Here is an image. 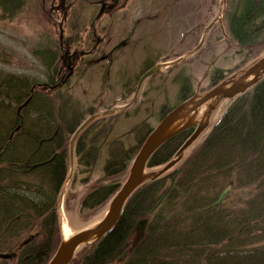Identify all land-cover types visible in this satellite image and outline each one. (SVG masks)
Returning a JSON list of instances; mask_svg holds the SVG:
<instances>
[{
    "label": "trees",
    "instance_id": "trees-1",
    "mask_svg": "<svg viewBox=\"0 0 264 264\" xmlns=\"http://www.w3.org/2000/svg\"><path fill=\"white\" fill-rule=\"evenodd\" d=\"M19 3V0H0V19H13L22 14L27 7H19ZM227 18L229 31L236 32L241 47H246L254 54L264 48L261 40L264 38V0H240L234 12ZM31 52L38 60L46 64L41 46L32 49ZM14 79L15 77L3 76L0 73L2 95L6 102L9 101L13 105L0 108L1 118L3 116L10 118L2 131L5 137H0V151L4 150L0 154V165L6 164L11 167L13 164L17 165L18 157L24 155L25 160L31 158L32 148L29 150L26 146L33 144L36 147V141L46 142L44 139L48 137L45 134L47 128L45 120L41 121L38 118L39 121L29 123L28 118L25 119L28 116L27 109L23 108L21 112L23 122L20 130L34 137L33 139L24 138L23 140H26L23 141L25 143L23 147L15 144L19 136L15 135L8 140L9 132L20 123V116L16 115L19 101L27 97L26 88L20 83V79L17 84L11 85L10 82H14ZM15 88L16 92H14ZM252 89L249 95L246 92L245 96L242 95L229 102L230 105L215 122L212 131L205 139L200 153L190 158L173 182L175 186L173 188L176 189L183 177L182 172H189L193 175V185L186 189L185 193L196 194L195 207L190 202L185 205L178 203L179 206H168L169 200H165L156 212L157 216L162 215L158 219L159 231H156V237L151 234L152 229L150 231L147 229L145 237L143 235L145 239L142 240L147 246H144V243L141 247L136 245L132 256L130 254L131 259L128 264H264V79L256 83ZM40 96L32 95L31 98L34 100ZM3 123V119H0V124ZM0 128L2 129V126ZM191 131V128L183 130L158 147L149 158L148 164L154 166L168 162L179 145L189 137ZM15 147L19 148L14 149ZM138 147L139 145L137 149ZM226 166H230V169L220 173L219 169ZM11 170V168L8 171L0 168L2 173L0 185L1 179L8 182L7 187L3 186L2 193H0L2 197L0 200L4 201V203L0 201V233L4 231V234H10L8 233L10 228H14V231L23 229L24 211H34L41 204L52 201L51 196L45 199L42 197L39 200L41 195L38 191H34L33 185L27 190L26 198L19 197L21 189L15 190L10 187L8 190L11 181H20L21 184L28 185L27 181H22L21 176L26 177L32 174L23 172L19 177H16L17 175L10 177ZM28 177L32 180L36 178L33 175ZM214 177H227V179L218 181L214 180ZM213 180L215 182L212 184ZM163 181L164 176H161L150 180L147 185L139 186L123 207L114 228L93 247V250L87 254L89 256L79 264H104L105 261L114 263L117 252H120L128 241L133 227L132 222L139 216L133 214V204L141 195L143 197L141 202L148 203L145 196L151 189H157L156 195L161 189H165ZM54 184L52 194L56 193L58 186V183ZM227 187V195L223 201L203 214V208L215 201L220 191ZM193 191L195 193H192ZM6 192L11 195L12 199L5 197L3 193ZM159 196L157 195L148 206L144 215H150V210ZM188 205H191L189 218L184 219L183 226L178 227L177 222L171 219L177 214L187 213L188 210L182 208L186 209ZM231 207L235 209L237 215L231 211ZM11 215H14V220L6 226L4 222L8 220L9 223ZM205 215L208 217L204 219ZM127 217H132V219L126 222ZM172 223L174 225H171ZM55 233L57 235V232ZM30 247L27 245L20 250V257L24 260L21 264H41L39 257L45 254V248L32 249L24 258V251ZM46 261L48 262V259Z\"/></svg>",
    "mask_w": 264,
    "mask_h": 264
},
{
    "label": "flooded vegetation",
    "instance_id": "flooded-vegetation-1",
    "mask_svg": "<svg viewBox=\"0 0 264 264\" xmlns=\"http://www.w3.org/2000/svg\"><path fill=\"white\" fill-rule=\"evenodd\" d=\"M156 1L158 2V0H94L93 3L99 7L95 13L90 14L88 27L80 31L77 40L72 38L61 45L60 52L55 50L57 63L51 68L46 66L47 76L44 83L57 87L44 90V95L34 98L33 101L53 103L57 112L63 115V117L55 115L45 121L47 124L45 134L48 137L44 141L49 143L51 159L44 163L43 158H40V162L45 166L44 176L58 183V186L64 181L67 165L72 166V172L74 166H79L76 174H89L100 164L103 168L109 164L110 172L107 173L115 174L111 182L119 181L110 184L114 185L113 188H118L123 174V171H120V151H124L126 167L127 161L135 152L137 135L143 140L145 135L156 127L166 111L177 106L179 101L193 96L194 93L186 90L184 85L181 86L182 89L174 86L176 78L185 77L184 68L175 69L174 63H169L168 59L172 57L176 59V55L186 60L193 57L204 38L193 49H188L186 43L195 40L202 28L204 36L207 33L210 35V31L215 35L222 33L223 21L220 17L213 18L205 30L204 18L209 9L205 12L204 5L212 6L216 0H205V4L204 0H188L193 4H185L180 9L183 20L174 22V27L168 29L171 36L166 37L157 33L160 30L155 22L157 13L152 12ZM113 22L121 25L118 39L111 32L114 30L110 26ZM229 42L233 45L238 44L236 32L231 34ZM46 63L48 64L47 61ZM150 71L153 72L138 86V81ZM167 80L169 90L167 86H163ZM83 82L87 86L86 89L85 86L82 87ZM77 88H81L79 98L65 92L69 89L71 94H75ZM176 96L177 102L169 106L168 104L173 102L170 101ZM74 103L77 105L73 108ZM98 107H102V110L96 111ZM80 108L85 111V115L89 114L87 119L89 117L94 119L73 138L76 128L87 120L82 119L73 126L78 112L80 114ZM67 111L71 113L70 117H67ZM116 113L120 115L114 119ZM34 120L38 121L35 118ZM60 136L63 138L60 139ZM112 159L115 165L112 163L111 166L108 160ZM17 167L23 168L24 172L31 171L30 164H26L24 158H20ZM105 172L104 169L103 173ZM98 188L91 187L82 197L81 208L90 209L107 200L106 195H102L101 198L93 195ZM27 245L28 243L20 247L13 245L8 251L19 252L18 249ZM22 261L24 260L17 258L15 253L9 259L0 260V264H21Z\"/></svg>",
    "mask_w": 264,
    "mask_h": 264
},
{
    "label": "rangeland",
    "instance_id": "rangeland-1",
    "mask_svg": "<svg viewBox=\"0 0 264 264\" xmlns=\"http://www.w3.org/2000/svg\"><path fill=\"white\" fill-rule=\"evenodd\" d=\"M173 1L174 0H158V2L156 1L152 10L153 13H157L155 22L157 24V28L160 29L157 33L162 37L171 36L168 32V29L174 27V22H181L183 20V18H181L182 11L180 9L185 4H193L188 0H177L175 2ZM238 2L239 0H227L224 3V0H216L212 6H208V4L206 6L204 5L205 12H207V10L209 9L208 14L206 13L204 18L205 30L213 18L215 19L221 16L220 18L223 21L221 23L222 33H218V35H215L214 32L210 31V35H208L207 33V35L204 36L205 33L202 28L199 30V34L195 40H191L186 43V47L188 49H193L195 46H198L199 41L204 38L202 43H200L201 46L198 48L196 54L193 55V57L186 60L183 59V57L180 58L177 57L178 55H176V59H174L173 57L168 59L170 60L169 63H174L175 69L184 68L183 72L185 74V77L181 79L176 78L173 83L174 86H178L180 87V89H182L181 86L184 85L186 87V90L190 91V93L196 92V90L205 91L212 85L220 82L222 79H225L229 76L238 75L251 63H254L255 60L264 55V48L254 54L246 47H241L238 44L233 45V43L231 44L229 42V39H231V35L230 32H228L226 14L228 12L231 13L232 11H234ZM24 7H27V9L18 17L13 19H0V73L3 76L10 73H21L20 75H24L26 77L39 74V70L42 68L41 61L33 55L31 50L38 46L50 47L55 44L56 51L60 52V48L58 47L60 25L62 26V28H64V44L67 40H70L72 38L74 40H77L76 37L80 35V31H83V29L88 27V19L91 16L90 14L95 13L99 5L95 3H93V5L91 3L89 4L86 0H29V2L25 4ZM223 14L224 16H222ZM169 24H173V26H170ZM110 26L114 28V30H111L114 37L118 39L121 32V25H119L118 22H113ZM75 27H78L79 29H75ZM164 33L166 34L163 35ZM175 37L177 36L175 35ZM261 40L264 43V38ZM55 45L51 48L53 49ZM164 60L167 59L164 58ZM263 79L264 76L260 80ZM86 80L87 78H85V81ZM82 84V87L84 88L85 86L84 89H86L87 86L84 84V82ZM163 86L168 87L169 80L165 81V84H163ZM167 89L169 90V87ZM252 90L253 89L250 88L245 91V93L247 92L246 94L249 95ZM65 92L68 93V95H75V98H79L81 88L75 89V94H71V90L69 89L65 90ZM244 94H240L238 96H235L234 98L241 97ZM181 96L182 95H180V100ZM170 102L172 103L168 104L169 106L176 103L177 96ZM229 102L230 101H228L227 99H223V101L219 105L217 104L218 106L214 108L212 112H210V125L208 126V128H206L202 132L200 137L195 140L191 144V146L188 147V149L183 153L180 163L169 169V172L164 175L163 183L165 187L169 185V177L171 175L180 172L182 168H185L186 163H188L191 157L193 158L200 153L205 139L212 131L215 122L224 114L227 106L230 105ZM212 104H215V102L203 105L201 110L198 112L199 114L196 119H200L201 112H203L204 108L210 109V106ZM75 105L77 104L74 103L72 107L74 108ZM14 107L16 108V106ZM82 107L83 109L86 108L85 106H83V104ZM83 109L80 108V114L78 112L77 119L74 122L73 126L82 119H87V116L89 114L85 115V111H83ZM101 110L102 107H98L96 109V111ZM26 114H28V112ZM66 115L67 117H70L71 113H67ZM119 115L120 113L114 114V119L118 118ZM125 129L126 127H124L123 130ZM0 137H5V133L0 131ZM19 138L22 140V137H17V139ZM137 138L138 139L136 145H138L142 140L141 137H138V135ZM16 145L18 146V144ZM16 148L18 149L19 147H15L14 149ZM3 151L4 150H1L0 152ZM24 157L25 156L23 155L20 158ZM20 158L18 157L17 160H20ZM40 158H42V156L36 159ZM130 160L131 159H129V162ZM32 161L33 158H29L25 160V163L31 164ZM0 167L4 168L6 171H8L9 168L13 169L9 173L10 177L16 176L14 172L16 170L15 168L7 166L6 164H2ZM78 167L79 166L77 165L74 166V171L72 172V166H66L64 181L61 183L59 187L60 189L56 192V194L52 195H49L50 193H52V191L50 190L52 188L48 189L51 184L44 176L45 169L42 171L41 169H37L33 172L28 171L29 173H32L28 176L33 175L34 177H36L33 180L28 176L26 177L29 180L26 179V177L21 176L22 181L25 180L28 183L31 182L32 184H34V191H38V193H40L41 195L39 197V200L42 199V197L45 199V197L51 196L52 201L44 205H40L39 207H37V209H34V211H24L25 214L23 216L25 224L23 229L14 231L10 228L9 233L11 234L13 232L15 234V237L5 240L6 243H13L16 241L22 242L24 238H28L30 235L34 234L35 239L32 240V244L38 242L45 248V254L39 257V261H41L40 263L45 264V262H47L46 259H49V257H51L54 250L58 247L59 241L64 237L63 233H61L60 227L63 221L68 223L72 234L77 233L82 228L91 227L94 223L99 221V219L107 209L108 200H105L102 202V204L91 207L90 209L81 208L80 201L83 199L82 197L90 191L91 187H100L102 186L101 184H113L119 181L114 180L113 182H108L105 174H103L102 164L97 166L94 172L93 170H91L89 174H76L75 172L79 169ZM159 167H161V164H159V166L157 167L148 169L157 170ZM23 168L25 167L23 166ZM1 175L2 173L0 172V177ZM124 177L125 173L122 174L121 181L124 180ZM226 179L227 177L221 178V181H226ZM1 180L2 181L0 186L3 187L5 185L3 181L6 180ZM214 180L212 184L215 182ZM113 186L114 185H112V187ZM62 203L64 211L60 210V205ZM49 207L50 209H48ZM38 213H41V215L39 216ZM140 217L149 218V216L144 215V213ZM157 217H162V215ZM171 220L174 221L175 217H173ZM151 221L152 218L148 223V227L146 228V230L149 229L150 231L152 229L151 234L156 237V231H159L158 224L154 225L151 223ZM4 223L7 226L8 220ZM40 224L45 226L48 225L49 231L46 235L42 234V232L38 229ZM171 225H174V223H172ZM37 230V233H39L38 235L36 234ZM55 232H57V235ZM132 237L133 236H131L130 238L132 239ZM89 246L90 247H86L85 245L81 246L75 253V257L73 260H71L70 264H76L77 261L79 264L80 262H82V260L88 257L89 255L87 254H89L93 250L95 243ZM128 257H130V255ZM111 264L126 263H120L117 258L116 261Z\"/></svg>",
    "mask_w": 264,
    "mask_h": 264
},
{
    "label": "bare ground",
    "instance_id": "bare-ground-1",
    "mask_svg": "<svg viewBox=\"0 0 264 264\" xmlns=\"http://www.w3.org/2000/svg\"><path fill=\"white\" fill-rule=\"evenodd\" d=\"M19 1H20L19 7L20 6L21 7L22 6L24 7L25 4H27L29 2V0H19ZM236 39H237V43L240 44L239 43V40H238V37H237V34H236ZM41 49H42V52H43V56L45 57V63L47 61L48 64L47 63L44 64L43 62H41L42 68L39 70V74H37V75L34 74L35 76H28V77H26L24 75H20L21 73H17L18 76L14 75L13 73H10V76L12 78L13 77H17V78L14 79V82H10L11 85L17 84L18 79H20L21 80L20 83H22L23 86L26 88L27 97H26V99L24 98L23 101H19V104L18 105L21 106V108L27 109L26 110L28 112V119H27V121H29V123L30 122L32 123V121H35L34 118L36 120H38V118H39V119H41V121L42 120L48 121V120H50L55 115L61 116L57 112L56 108H54L53 103L52 104L49 103V102L36 103L35 101H33V98H31L32 95H39V96L41 95V96H43L44 95L43 94L44 90H52V88L57 87L56 85H51L50 86V85L44 83L45 76H47V74L45 73L46 66H50V68H51V67H53L57 63L56 62V51H52V50H50L46 46L41 47ZM0 71H1V69H0ZM14 92H16V88L14 89ZM53 94L56 95L55 92H53ZM27 100H28V103L25 105L24 102L27 101ZM8 103H9V101L6 102V99H5V97H3L2 92H1V88H0V108H3L4 106H7V105L8 106H13L12 104L9 105ZM67 112L70 113L69 111H67ZM51 113H52V115L50 116ZM33 114H35L36 116L34 117ZM1 116H0V119H3L4 123L3 124H0V126H2V129L0 128V131H3L4 127H6L7 126V123L10 121V118L9 117H5L4 118V116L1 118ZM61 117H63V116H61ZM82 129L83 128L77 127L76 128V132H75L73 138H75L76 135L79 132L82 131ZM9 133H10V135L8 137V140H11L15 135L22 137V140L20 138L15 140V143L18 144L19 147L25 144L23 141H25L27 138H32L33 139V137H34L32 134L30 135L27 132H22L20 130V128H17V127H14ZM24 138H26V139L23 140ZM61 138H63V136H60V139ZM71 141H73V140L71 139ZM36 143H37L36 147H34L33 144L31 146H26V148L29 149V150L32 148L30 150V152H31L30 153L31 158H33L31 172H33V171H35L37 169H41V171L44 170V168H45L44 163L49 162L50 159H51V157H50V150H49V147H48L49 146V143L47 141L46 142H42L43 144H40L37 141H36ZM37 149H38V152L36 153V150ZM40 154H41V156L43 158L42 160H44V163H41L40 162L41 159H36V158L40 157ZM119 158H120V162H121L120 163V168H121L120 171H123V169L125 167V163H126L124 161V151L123 152L120 151ZM108 162L111 163V166H112V163L115 165V162H113V159L112 160H108ZM12 167L16 169L14 171L15 172V175H17L16 177H19V176H21L23 174L24 171L22 170V168L20 169L19 167H17L16 164H13ZM108 167H109V164H107L106 166H104V168L102 167V171H104V169L106 170L105 177L107 178L108 182H111V179H112V177L113 178L115 177V174L113 172L110 173V174H108L107 172H110ZM229 168H230V166H226V167L220 168L219 169V172L220 173H224L227 170H229ZM182 173H183V177H181L180 184H179V186L176 189L173 188L175 186H173L174 184H172L170 187H166L165 189L163 188V189H161L159 191V193L157 194L158 196L160 195L159 196V199L154 204V207L150 210V215H148L149 218H147V217H140L141 216L140 214H143L144 212H146V210L148 209V206L156 198V196H157L156 195L157 189L156 188L151 189L149 191L148 195L145 196V198H147V202L148 203H146V202L142 203L141 202V200L143 198L142 195L137 198L136 203H134L133 206H132L133 207L132 208L133 209V214H138L139 215L137 217V219L136 220L134 219V221L132 222V224L134 225L135 228H139L140 227V225H139L140 221H144L143 226H142V224H141V226L144 229H146L148 227V223L150 222L151 218H152V221H151L152 224H154V225L158 224L157 221H158L159 217L156 216V212L158 211V207H161V205L164 203L165 200H169L168 201V204H167L168 206H171V205H174V206L185 205L187 202H190L191 205H193V207H195L194 204H195V196H196V194H193L192 195V194L185 193V190L188 189V188H190V186L193 185L192 183L194 181V177L189 172H182ZM221 178H223V177H217L215 179L218 180V181H220ZM175 179H176V177L173 178V182L175 181ZM48 181L51 184L50 187L48 186L49 187L48 189L52 188L50 190L53 193V189H54L53 186L56 185V184H54V182L51 179L48 180ZM4 184H5L4 186L7 187L6 185L8 184V182L4 181ZM32 185L34 186V184H32L31 182H29V184L25 186V185L21 184L20 181H16V182H14V181L12 182L11 181V183H10V185L8 187V190H9L10 187L11 188L13 187V189H15V190H17V188L18 189H21L20 190L19 197H21V198L22 197H25L26 198L27 197V190L30 189V187ZM101 185L102 186L99 187L97 189V191L95 193H93V195H95V196H97L99 198H101L102 195H106L107 198H108V196L113 191L112 185H110V183L101 184ZM181 188L184 189V190H182ZM1 190H3L2 187H0V193H2ZM225 192L226 193L223 194L221 200L216 204V206L219 205L220 202H222L223 199L226 197L227 190ZM52 193H50L49 195H52ZM192 193H195V192L193 191ZM222 193L223 192L220 191V193H219L218 197L216 198V200L219 198V196ZM3 194L5 195V197H8L9 199H12V198H10L11 195H9L8 192L3 193ZM0 198H2V197H0ZM0 201H2L4 203L3 200H0ZM215 201H213L209 205L205 206V208H203V210H202L203 211L202 213L205 214L207 211L215 208L216 206H211ZM178 203H180V204L178 205ZM5 205L8 208H10V206H8L7 204H5ZM41 205H43V204H41ZM191 205H188V208H186V209L185 208H182L184 210H188L187 213L177 214V215L174 216L175 217V220H176V222L178 223L179 226L180 225L183 226L184 221H185L184 219H188L189 218V214H190V210L189 209L191 208ZM123 209L124 208L121 209L120 214H119V217H120ZM231 211L234 214L237 215V212L235 211V209L233 207H231ZM206 217H208V216L205 215L204 216V219ZM131 219H132V217H127L126 218V222L130 221ZM13 220H14V215L9 218L8 225H10ZM142 227H141V230H142ZM11 229L14 230V228H11ZM38 229L44 235H46L47 232L49 231L48 225L45 226V225L40 224ZM61 233H63V236H64L65 239H69V237L72 236L71 235L72 233L70 231V228L68 227V225L66 224V222H63V224L61 226ZM3 235H6V236L4 237ZM3 237L5 239H3ZM13 237H15V235H14L13 232L11 234H4V231H3V233L2 232L0 233V255H2V254L6 255V256H2V257L0 256V260H2V259H9L15 253L17 254V258H21L20 257V253L17 250L14 249L15 252L14 251L13 252L8 251V248H10V246L15 245L17 247H20L21 245H24V243H25V242L24 243L23 242H17V243H15V242L11 243L10 242V243H6L5 240H8L10 238L12 239ZM143 239L144 238L142 237V238L138 239V241L131 242V244L129 246L127 245V247L121 248L120 249V252H117V254H116L117 256L115 257V261L118 258V260L120 261V263L124 262V263L128 264L130 262V259H131V257H128V256L130 254L132 256L133 250L136 248V245L138 247H141L143 245V243H144V241H142ZM28 246H31V247L29 249L26 248V250L24 251V254H23V257L24 258L28 255V253L32 249H42L43 248V245H41L38 242H35L34 244H32V243L29 242L28 243ZM144 246H147V245H145V243H144ZM104 264H111V262L105 261Z\"/></svg>",
    "mask_w": 264,
    "mask_h": 264
},
{
    "label": "water",
    "instance_id": "water-1",
    "mask_svg": "<svg viewBox=\"0 0 264 264\" xmlns=\"http://www.w3.org/2000/svg\"><path fill=\"white\" fill-rule=\"evenodd\" d=\"M264 73V57L255 61V63L244 71L237 78H233L227 82H222V84L211 89L210 92L200 96L198 99L191 98L178 107L168 112L167 115L160 121L156 129H154L150 134L147 135L144 143L141 145L139 152L133 160V164L129 170V176L124 181L121 189L113 196V200L110 203L108 213L92 228L80 230L79 233L71 236L68 240L62 241L58 250L53 255L54 257L48 262V264H68L73 256L74 251L81 245V243L88 242L93 238H99L103 236L110 228H112L115 222L118 220V216L121 211V207L125 202L128 195L136 189L139 183L142 181L144 173V167L146 165L147 158L151 153L156 150L162 142L168 140L171 136L179 133L182 129L189 127L193 122L192 119L196 114L197 109L208 102H210L215 97H228L232 98L235 94L244 92L248 86L256 83L260 75ZM144 75L143 77H145ZM142 77V78H143ZM142 80V79H141ZM28 100L24 102L26 105ZM21 106L18 107V111ZM193 111V115L190 116L189 112ZM181 119V122L178 121ZM206 123L199 124L198 128L190 135V138L180 147L179 151L176 153V158L169 161L162 169L158 170V173L154 177L167 171L171 166L176 164L181 156L182 151L186 149L187 146L191 144L199 135L201 130L206 126ZM18 128V127H17ZM226 190L219 198L211 205L216 206V204L221 200L222 196ZM144 221H140L138 228L139 230L143 226ZM142 224V226H141ZM6 256L4 254L0 255Z\"/></svg>",
    "mask_w": 264,
    "mask_h": 264
}]
</instances>
